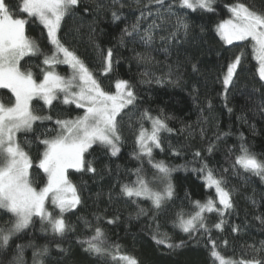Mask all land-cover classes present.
Segmentation results:
<instances>
[{"label": "trees", "instance_id": "obj_1", "mask_svg": "<svg viewBox=\"0 0 264 264\" xmlns=\"http://www.w3.org/2000/svg\"><path fill=\"white\" fill-rule=\"evenodd\" d=\"M15 6L18 0H8ZM148 0H81L80 8L88 7L87 14L74 10L62 22L61 37L63 42L85 62L93 72L101 87L106 91H115L117 78L128 80L137 94L135 107L125 109L117 117L119 133L122 137L120 152L112 156L110 151L97 143L85 154L86 160L93 162L95 173H76L69 171L70 179L77 185L81 204L76 209L65 213L70 228L65 236H54L50 230L43 231L47 225L34 217L28 228L14 234L7 248L0 249V264H13L17 254V245H25L24 260L33 264V252L43 249L48 252L40 257L43 264H111L106 257L91 255L83 251L79 240L90 236L92 232L85 228L83 220L87 219L93 226L97 223L104 229L110 243L121 246V251L134 256L139 264H210L208 250L205 247L207 237L201 231L192 237L173 228L175 213L182 207L187 213L193 211L189 199L204 201L209 195L215 198V190L205 185L203 174L199 169L205 162L215 170L217 176L227 179V189L231 193L233 208L225 212L223 230L212 229L211 236L220 246L226 257L249 259L254 255L249 245L259 247L264 241V223L256 217L264 218V180L251 173L233 171L231 168L234 154L243 142L258 158L264 159V82L255 72L256 61L252 57L251 45L246 42L225 44L216 33V25L230 17L228 5L237 0H214L215 11L206 12L179 8L178 2L173 11L186 19L188 29H180L175 39L164 41L174 31L176 15L169 16V23L155 31V40L145 45L136 36L125 37L121 44V33L125 27H131L137 21L141 11H147L144 5ZM169 0H166V4ZM249 8L264 11V0H240ZM102 5L97 8L96 4ZM123 4V7H120ZM152 11L155 5L148 6ZM120 15L113 21L112 11ZM152 17L142 22V30L151 23ZM27 34L34 38L42 50L48 52L51 45L45 39L46 31L42 25L30 22L26 26ZM99 49L112 48L114 51L113 71L103 74V65ZM245 51L242 67L238 69L235 84L230 88L225 99L221 74L223 66L241 50ZM138 54L150 57L149 62L138 58ZM21 63L31 67L39 77L43 57L25 58ZM196 64L198 71L192 70ZM62 76H69L71 71L66 64L55 69ZM171 72V76L167 74ZM148 73V76L143 75ZM162 78L163 83H156ZM150 81V82H146ZM11 94L0 89V101L8 104ZM209 101L211 107H209ZM33 106L40 115H52L54 119H74L83 114L74 104L66 105L60 99L53 101V106H44L42 101H34ZM232 111L229 112L228 109ZM149 109L155 116L160 109L164 115L171 117L167 121L173 132H162V147L154 150L156 160L165 161L176 170L171 173L175 196L173 201L159 215L161 231L167 232L174 242L184 240L183 248L170 250L157 245L152 240L151 211L148 216L137 217L138 208L127 198L120 195V184L129 179L128 171L139 166L140 161L134 158L136 152L135 132L141 111ZM33 132L18 133V140L33 161L30 179L33 186L42 187L45 181L42 170H39L37 157L43 146L36 137L45 129L54 127L53 122H36ZM145 127H149L145 123ZM227 134V135H225ZM219 137V139H217ZM215 144L212 153L207 148ZM173 151L179 155H174ZM199 151L200 157H195ZM144 168L151 178L154 170L144 161ZM224 169H229L224 172ZM111 194V199H109ZM255 201V204L253 203ZM140 206L150 209L149 201H140ZM99 217V220H97ZM118 217L115 223L107 221ZM207 223L211 228L221 217L217 213H207ZM14 218L0 210V227H10ZM234 226L239 227L233 232ZM227 240V245L223 241ZM31 245V246H28ZM61 249H64L62 252ZM264 255V253H261Z\"/></svg>", "mask_w": 264, "mask_h": 264}, {"label": "snow or ice", "instance_id": "obj_2", "mask_svg": "<svg viewBox=\"0 0 264 264\" xmlns=\"http://www.w3.org/2000/svg\"><path fill=\"white\" fill-rule=\"evenodd\" d=\"M177 2L179 8L193 12L215 11L214 0H169L167 4L166 0H148L144 5L147 11L142 10L130 28L122 29L121 44L125 37L139 36L145 45H150L155 40V31L170 22L161 10L166 11L169 16L176 15L173 8ZM114 3H119V0H114ZM80 5L81 0H18L12 6L8 0H0V89L8 90L12 97L8 104L0 101V210L14 218L10 227H0V249L7 248L12 236L28 228L34 217L47 225L43 231L50 230L54 236L63 237L68 231H74L67 223L65 213L76 209L82 201L77 185L70 179L69 171L95 173L93 162L86 160L85 154L97 143L106 147L112 156H116L120 152L122 140L117 117L125 109L136 105L137 94L128 80L117 78L115 91H106L85 62L63 42L60 33L65 18L77 9L84 14L90 11L87 6L81 9ZM149 5H155L156 10L152 11ZM123 6L120 4V7ZM96 7L99 9L102 5L97 3ZM227 7L231 17L216 25V33L227 45H234V42H246L245 47L247 44L251 45L252 57L256 61L255 72L259 80L264 82V11L253 10L240 0ZM111 15L113 21L120 19L115 10ZM149 17H152L151 23L142 30V22ZM30 22L42 25V31H46L45 39L51 45L48 52L43 51L39 43L27 34L26 26ZM188 27L186 19L176 15L175 30L160 39H175L180 29L186 32ZM98 52L103 74L112 72L113 64L118 62L113 59V49L98 48ZM245 54L242 49L223 66L220 79L225 99L235 84ZM32 57H43L40 72L42 78L37 77L31 67H25L21 63L24 61L26 64L25 58ZM138 58L145 62L151 59L140 54ZM60 64L70 67L71 76L64 77L55 70ZM192 70L198 71L196 64H192ZM167 75L171 76V72ZM163 82L162 78L156 79L158 84ZM61 95L63 104H74L76 108L83 109V114L74 119H54L52 115H40L36 112L34 101H42L44 106L51 108L53 101L60 99ZM208 106L211 107L210 101ZM228 111L231 112L232 109L229 108ZM169 119L171 117L165 116L163 109L155 116L149 109L140 112L135 132L134 158L141 163L128 171V176L135 179L120 184V195L137 206V217L148 216L151 211L152 224L149 228L152 230V240L157 245L175 250L183 248L186 242L180 240L176 243L167 232H162L159 215L174 199L171 173L176 169L163 160H156L153 155L155 149L163 151L161 133L174 131L167 123ZM45 121L53 122L54 127L45 129L36 137L43 146L37 157L36 167L42 170L45 177L43 186L39 187L33 186L30 179L29 170L33 167V161L19 142L17 134L33 132L36 122ZM145 123L150 128L145 127ZM214 148L215 144H210L208 153L211 154ZM173 154L179 155L175 151ZM194 155L200 157L201 153L197 151ZM145 160L154 170L151 178L143 166ZM231 168L264 180V159L258 158L243 142L234 154ZM193 170L203 174L206 187L215 190V198L209 195L203 202L192 201L186 193L185 197L189 199L193 211L186 213L181 207L175 213L173 228H178L189 237L202 231L207 237L205 247L210 264H264V255H261L264 253V241L260 242L259 247L255 244L248 246L254 252L249 259H233L221 252L220 246L212 239L211 232L213 228L223 230L225 212L233 208L231 193L226 187L227 179L222 175L217 176L206 162L199 169ZM228 171L229 169H224V172ZM142 200L150 202V209L140 206L139 202ZM49 202L51 210L47 207ZM207 213H217L221 217L211 228L207 223ZM81 219L85 228L92 232L90 236L78 241L84 252L106 257L111 264H139L134 256L122 252L119 244L108 241L99 223L93 226L87 219ZM116 219L118 217L109 219L107 223L113 224ZM256 219L264 223V218ZM232 231L238 232L239 227L234 226ZM227 243V240L223 241L224 246ZM24 247L26 246H16L17 254L13 264H26ZM47 252V246L34 251L33 264H43V260L39 258Z\"/></svg>", "mask_w": 264, "mask_h": 264}, {"label": "rangeland", "instance_id": "obj_3", "mask_svg": "<svg viewBox=\"0 0 264 264\" xmlns=\"http://www.w3.org/2000/svg\"><path fill=\"white\" fill-rule=\"evenodd\" d=\"M230 17H231V13H230ZM230 17H229V18H230ZM229 18H228V19H229ZM69 70L71 71L70 67H69ZM69 76H71V74H70ZM69 76H64V77H69ZM47 207L51 210V207H52V206H51L50 202L47 204Z\"/></svg>", "mask_w": 264, "mask_h": 264}]
</instances>
